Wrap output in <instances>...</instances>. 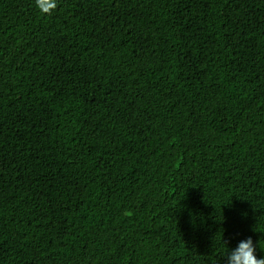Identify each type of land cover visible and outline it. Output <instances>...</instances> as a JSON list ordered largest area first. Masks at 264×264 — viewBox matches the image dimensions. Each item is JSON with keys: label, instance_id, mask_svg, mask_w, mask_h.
<instances>
[{"label": "trees", "instance_id": "trees-1", "mask_svg": "<svg viewBox=\"0 0 264 264\" xmlns=\"http://www.w3.org/2000/svg\"><path fill=\"white\" fill-rule=\"evenodd\" d=\"M264 258V0H0V264Z\"/></svg>", "mask_w": 264, "mask_h": 264}, {"label": "clouds", "instance_id": "clouds-1", "mask_svg": "<svg viewBox=\"0 0 264 264\" xmlns=\"http://www.w3.org/2000/svg\"><path fill=\"white\" fill-rule=\"evenodd\" d=\"M41 14L50 16L58 8L59 0H35ZM256 248L251 238L241 241L237 248L229 251L227 264H264V258L256 257Z\"/></svg>", "mask_w": 264, "mask_h": 264}]
</instances>
